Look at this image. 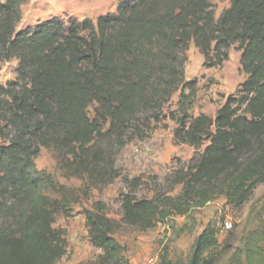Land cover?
<instances>
[{
  "label": "trees",
  "instance_id": "obj_1",
  "mask_svg": "<svg viewBox=\"0 0 264 264\" xmlns=\"http://www.w3.org/2000/svg\"><path fill=\"white\" fill-rule=\"evenodd\" d=\"M27 1L0 0V60L19 62L16 78L0 83V215L14 205L10 228L0 229V264H56L67 252L65 231L54 227L60 201L45 193L57 184L35 165L41 148L87 170L98 136L123 139L145 109H155L160 122L183 81L181 56L192 41L213 65L236 45L248 77L215 118L188 121L172 113L176 141L199 151L176 172L181 192L144 199L127 193L122 220L150 230L218 197L233 208L251 200L264 183V0H230L218 19L212 0H121L96 21L53 17L17 30ZM85 218L101 252L93 264H132L115 238L118 222L102 206L86 209ZM218 235L215 226L205 227L189 264H214ZM160 264L175 263L164 253ZM230 264H264V220Z\"/></svg>",
  "mask_w": 264,
  "mask_h": 264
},
{
  "label": "rangeland",
  "instance_id": "obj_2",
  "mask_svg": "<svg viewBox=\"0 0 264 264\" xmlns=\"http://www.w3.org/2000/svg\"><path fill=\"white\" fill-rule=\"evenodd\" d=\"M121 0H28L22 6L21 30L53 17L68 20L90 18L116 11ZM215 17L230 6V0H212ZM182 65V82L164 103L161 121L153 116L155 109H145L134 119L123 139L98 136L93 142L86 163L88 169H76L72 157L54 149L41 148L35 159L39 172L50 174L57 184L45 193L60 201L54 227L65 231L66 254L56 264H93L99 249L93 246L86 223L85 210L97 204L119 224L115 238L125 246L132 264H160L161 256L175 264H189L193 244L208 225L218 231L219 247L213 253L214 264H230L235 252L243 250L248 233L264 220V183L256 186L252 198L241 208H233L225 197H218L189 216L175 215L150 230L123 222L122 197L130 193L138 199L158 194L176 196L182 186L173 184L176 172L187 169L198 154L194 147L179 143L174 137L179 123L175 116L188 121L206 114L216 117L218 109L230 95L240 96L239 90L248 75L241 64V51L236 45L228 59L220 65L200 52L192 41ZM18 60H0V83L6 84L17 76ZM96 104L89 108L91 116ZM107 126L103 129V132ZM4 140L0 139V143ZM14 214L9 202L0 215V229L10 228ZM232 223L225 229V222ZM244 257V256H243Z\"/></svg>",
  "mask_w": 264,
  "mask_h": 264
},
{
  "label": "built area",
  "instance_id": "obj_3",
  "mask_svg": "<svg viewBox=\"0 0 264 264\" xmlns=\"http://www.w3.org/2000/svg\"><path fill=\"white\" fill-rule=\"evenodd\" d=\"M232 227V223L231 222H229V221H226L225 222V229H230Z\"/></svg>",
  "mask_w": 264,
  "mask_h": 264
}]
</instances>
